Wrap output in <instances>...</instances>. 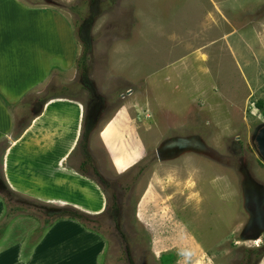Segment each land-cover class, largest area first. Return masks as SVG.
Returning a JSON list of instances; mask_svg holds the SVG:
<instances>
[{"label": "rangeland", "instance_id": "rangeland-1", "mask_svg": "<svg viewBox=\"0 0 264 264\" xmlns=\"http://www.w3.org/2000/svg\"><path fill=\"white\" fill-rule=\"evenodd\" d=\"M19 3L35 10L32 19L49 12L69 23L16 31L33 40L37 31L54 49L49 60L60 78L48 100H70L52 101L41 116L42 102L17 105L11 141L0 143V225L11 230L17 218H34L40 239L58 221L39 209L56 207L44 202L84 194L79 207L104 210L90 222L107 240L104 264H253L258 257L264 264V218L249 202L254 183L264 192L256 143L264 126V0ZM67 41L70 55L58 50L66 52ZM203 79L210 96L218 88L213 102ZM196 87L197 100H189ZM85 112L97 119L91 142L81 133ZM77 139L80 148L68 154ZM66 157L103 193L67 168Z\"/></svg>", "mask_w": 264, "mask_h": 264}, {"label": "crops", "instance_id": "crops-1", "mask_svg": "<svg viewBox=\"0 0 264 264\" xmlns=\"http://www.w3.org/2000/svg\"><path fill=\"white\" fill-rule=\"evenodd\" d=\"M29 13L32 15L27 16ZM34 13L35 10L33 12L32 8L22 6L19 0H0V143L11 141L10 137L17 123V105L27 100L29 95L43 96L53 80L60 78L54 72L59 66L54 65L53 59L49 60L54 55V49L44 46V37L40 38L37 31L34 40L28 34L27 38L18 37L16 30L22 33L23 28L27 27H31V31L37 30L48 20L53 21L52 27L56 28L58 25L63 30L65 27L69 28V23L49 12L43 14L41 19L38 17L40 14L36 13V18L32 19ZM66 43V52L60 48L58 50L64 55H70V42ZM74 46L76 49L75 44ZM61 48H65L64 41ZM64 67L69 71L65 65ZM65 69L60 71L65 72ZM202 81L206 99L213 102L217 87L213 84L212 97L205 90V87L212 86L211 81ZM197 83L198 81L195 82ZM196 94L189 100H197L198 87ZM183 96L181 99L186 100ZM25 132L12 143L22 138ZM4 209V202L0 198V222ZM27 218L32 219L30 223H19L20 217L17 218L12 222L11 230L10 226L4 229L5 226L0 225V264H104L107 240L100 232L77 219L64 217L58 219L39 239L33 235L39 221Z\"/></svg>", "mask_w": 264, "mask_h": 264}, {"label": "water", "instance_id": "water-1", "mask_svg": "<svg viewBox=\"0 0 264 264\" xmlns=\"http://www.w3.org/2000/svg\"><path fill=\"white\" fill-rule=\"evenodd\" d=\"M54 100H57V101H59V100H67V101H69L70 100V98H66V97H64V98H59V97H57V96H53V97H51L49 100H47L45 103H44V105H43V110H42V112H41V114H40V116L45 112V109H46V106L49 104V103H51L52 101H54ZM59 103V102H58ZM81 111V110H80ZM112 121V120H111ZM110 122V121H109ZM108 122V123H109ZM29 126H31V124L29 125ZM102 131V130H101ZM129 137V136H128ZM130 138V137H129ZM200 143L201 142H198V147L200 146ZM256 143H257V146H258V149H259V151H260V153H261V155L263 156V158H264V126L259 130V134H257V136H256ZM167 144H169V143H164L163 144V147H165ZM172 146H174V147H177L178 145H179V141L177 140V141H174V142H171L170 143ZM205 147V146H204ZM203 146L202 147H200V148H204ZM73 148V147H72ZM71 148V149H72ZM71 149H70V151H69V153L68 154H70V152H71ZM118 152L119 151H116V153H115V155H117L118 154ZM111 153H109V155H110ZM112 155H110V158H111V160L113 161V158L111 157ZM138 160H139V158H138ZM64 162H65V165H66V167L67 168H70V169H73L77 174H79V175H81V176H83L82 174H80L77 170H75L74 168H72L70 165H69V163L67 162V157L66 158H64ZM136 162V161H135ZM134 162V163H135ZM133 163V164H134ZM132 164V165H133ZM131 165V166H132ZM130 168V166L128 167V169ZM120 172V171H119ZM254 186H256L257 187V189H258V191L256 192V195H254L253 197H252V199L251 198H249V202H252V201H254L255 202V204H256V206H257V213H256V215H258L260 218H264V214H263V212H264V210H262V206L264 205V192H263V187L261 186V184H256V183H254ZM94 188L96 189V190H98L95 186H94ZM99 191V190H98ZM248 194H250V193H248ZM56 197V199H51V200H48L47 202L48 203H52V204H55V205H57V206H65V205H67V204H72L74 207H77V208H80V209H82V210H84V211H86V212H89V213H92V214H97V213H99L100 212V210L98 209V210H90L88 207L86 208V207H79V205H81L82 203H83V201H82V199H83V197H84V194L83 195H80V198H81V200L78 198V196H76L75 197V199H72V198H70L69 197V199L71 200V202H67L66 200H64L65 198H64V196H62V195H58V196H55ZM73 201H75V202H77V203H79V204H76V203H74ZM81 201V202H80ZM141 204V203H140ZM137 216V215H136ZM253 218V220H250L251 222H253L254 223V216H251V219ZM249 225V224H248ZM253 226V225H252Z\"/></svg>", "mask_w": 264, "mask_h": 264}, {"label": "trees", "instance_id": "trees-1", "mask_svg": "<svg viewBox=\"0 0 264 264\" xmlns=\"http://www.w3.org/2000/svg\"><path fill=\"white\" fill-rule=\"evenodd\" d=\"M49 91V90H48ZM47 91L46 96H38L36 97L35 100H26V103L24 104L25 107H29L30 109L33 107V105H35L36 103H43L45 102L49 97L47 96L49 94V92ZM258 105L260 106V108L263 107V102L260 101L258 103ZM1 187L3 185V183H0ZM4 188V187H3ZM41 211H43L47 217H53L54 218H64V217H68V218H74L79 220L81 223H83L84 225L96 230L95 228H93L92 223L96 221V217L97 216H92L89 215L87 213H84L78 209L72 208V207H65V208H61V209H42L39 208ZM45 215H43L44 217ZM46 217V219H48ZM92 222V223H90ZM45 223V221H44ZM165 256V255H164Z\"/></svg>", "mask_w": 264, "mask_h": 264}, {"label": "flooded vegetation", "instance_id": "flooded-vegetation-1", "mask_svg": "<svg viewBox=\"0 0 264 264\" xmlns=\"http://www.w3.org/2000/svg\"><path fill=\"white\" fill-rule=\"evenodd\" d=\"M42 104V103H41ZM101 107H103V105H100ZM96 122H97V119H96V116L95 114H90V115H87V112H85V119H84V123H83V126H82V134H83V138L84 140L87 139L88 142H91L90 141V137H91V133H92V130H91V127L93 125H96ZM83 141V140H82ZM81 144L76 146V148L74 149L75 150H78L77 148L79 147L80 148ZM173 148L175 149L176 147H173L171 146L170 144H167L165 147H163L161 149V151H165V152H169L171 150H173ZM90 149V147H89ZM2 181H9V179H2ZM2 183V182H1ZM258 185V183H256ZM2 187H5L4 184L2 185ZM242 249V248H240ZM251 250V249H250ZM258 250V249H257ZM259 250L262 251V249H260L259 247ZM243 254H242V257H241V260L244 261L246 260V256H247V250L246 249H242ZM254 250H252L253 252ZM260 257H258L255 262H253V264H259L260 263Z\"/></svg>", "mask_w": 264, "mask_h": 264}, {"label": "clouds", "instance_id": "clouds-1", "mask_svg": "<svg viewBox=\"0 0 264 264\" xmlns=\"http://www.w3.org/2000/svg\"><path fill=\"white\" fill-rule=\"evenodd\" d=\"M47 93V92H46ZM46 93L43 95V96H46ZM48 100V99H47ZM46 100V101H47ZM45 101V102H46ZM45 102H43L42 103V105H44V103ZM41 111V110H40ZM41 114V113H40ZM30 125V124H29ZM32 125V124H31ZM30 127V126H29ZM25 130V129H24ZM77 142H78V139L76 140V143L72 146L73 148L71 149V152H70V154L74 151V149L76 148V144H77ZM67 162L69 163V158H67ZM70 165V164H69ZM75 170H77L76 168H75ZM80 174H82L83 175V177L84 178H87V179H90L91 181L90 182H92L91 184L93 185V186H95L99 191H101V189L99 188V186L95 183V181L93 180V179H91L90 177H88V176H86L85 175V173H83V172H80V170L78 169L77 170ZM79 175V174H78ZM259 184V183H258ZM18 192V191H17ZM102 192V191H101ZM103 193V192H102ZM44 203H47V204H49V205H51L52 203H48L47 201H45ZM103 203H104V205H105V199H103ZM103 205V204H102ZM66 207H72V208H75V209H78V210H80V211H82V212H84V213H87V214H89V215H96V214H92V213H89V212H86V211H84V210H82V209H80V208H77V207H74L72 204H67V205H65ZM65 206H57L56 205V207H54V208H52V209H61V208H65ZM104 211V210H103ZM103 211L102 212H99V213H97V214H101V213H103ZM257 246H259V245H257Z\"/></svg>", "mask_w": 264, "mask_h": 264}]
</instances>
